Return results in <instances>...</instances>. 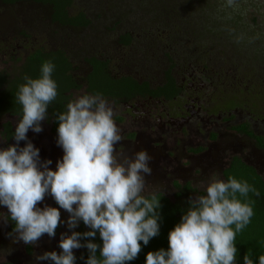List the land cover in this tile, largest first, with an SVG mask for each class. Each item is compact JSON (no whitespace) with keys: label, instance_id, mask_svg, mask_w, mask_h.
<instances>
[{"label":"rangeland","instance_id":"374dc122","mask_svg":"<svg viewBox=\"0 0 264 264\" xmlns=\"http://www.w3.org/2000/svg\"><path fill=\"white\" fill-rule=\"evenodd\" d=\"M244 8L249 9L246 16L228 8L224 0H74L69 13L84 12L90 20L88 27H74L54 22L48 5L0 3V72L17 76L36 47L66 51L80 77L90 70L86 59L91 55L109 58L114 75H133L153 85L162 84L171 70L185 88L176 102L107 100L123 137L117 151L132 155L147 149L153 157L148 191H161L188 209L190 197L205 194L200 183L207 184L214 175L225 180L223 170L235 157L264 178V149L232 128L246 121L264 135V3L249 0ZM125 33L132 35L128 45L120 39ZM239 33L246 39L236 43ZM83 94L85 88L73 91L71 100ZM227 107L235 111L223 114ZM18 119L4 115L0 125L11 122L15 128ZM27 135L55 170L63 150L56 144L51 122H43L41 133ZM13 143L0 134V147ZM43 203L57 207L50 196ZM5 214L6 207L0 208V216ZM68 215L61 209L62 220ZM11 227L0 221V264H36L43 252H59L61 233L71 231L66 223L60 224L55 238L45 234L32 247L13 243L7 235ZM87 230L82 223L75 229ZM82 250H74L77 264L87 259Z\"/></svg>","mask_w":264,"mask_h":264},{"label":"clouds","instance_id":"9594fccd","mask_svg":"<svg viewBox=\"0 0 264 264\" xmlns=\"http://www.w3.org/2000/svg\"><path fill=\"white\" fill-rule=\"evenodd\" d=\"M224 3L242 16L248 14L244 5L249 0ZM245 39L244 33L235 35L236 43ZM54 71L55 64L45 61L38 78L26 76L18 87L15 100L22 116L12 135L15 143L0 147V208L7 209L0 221L13 225L7 233L13 243L32 247L45 234L55 238L58 226L66 223L71 231L61 233L60 251L43 252L36 264H77L74 250L81 248L88 251L85 264H130L160 234L164 194L149 192L147 183L153 157L147 149L132 155L118 152L123 137L113 106L100 93H86L55 116L56 144L63 156L53 170L52 160L41 159L27 134L41 133L49 119V106L58 96ZM199 186L205 194L189 198L187 211L168 233L167 249L149 251L145 264H236V235L254 215L249 193L259 192L247 181L215 175ZM48 196L57 207L43 203ZM61 209L69 214L66 221ZM81 223L87 231H75ZM97 235L100 243L94 242ZM244 264H264V255L254 262L246 254Z\"/></svg>","mask_w":264,"mask_h":264},{"label":"trees","instance_id":"16d2710c","mask_svg":"<svg viewBox=\"0 0 264 264\" xmlns=\"http://www.w3.org/2000/svg\"><path fill=\"white\" fill-rule=\"evenodd\" d=\"M21 1H33L51 5L53 9V21L62 25L86 26L90 23V20L84 12H79L75 15L69 13L74 0H0L1 3L6 5H15ZM130 40V36H124L122 39L126 44L129 43ZM49 60L55 64L53 79L58 85V96L56 101L49 106L48 120H52L53 131L57 132L56 129L58 125L55 120L56 114L66 111V105L71 101V90L79 89L82 86L77 83L73 75L74 64L67 52L63 49L46 51L42 48H38L28 57L24 66L21 67L19 75L14 79L9 78L7 73L0 72V118L5 114L16 115L19 118L22 116L21 106L15 100L18 87L25 83L26 76L33 79L38 78L40 76L41 65ZM88 62L92 65L93 71L87 78V93H100L105 98L113 99L116 102L130 100L136 97L164 98L173 101L185 90L184 87L178 83L177 78L172 74L171 70L167 71L166 84L152 88L148 81H143L141 83L133 77L118 79L112 76L109 72V63L101 61L96 57L88 59ZM231 107H227V110ZM239 128L253 138H256L260 147L264 148L263 137L257 136L249 129L248 125H242ZM13 133L14 130L12 125L6 123L4 126V134L6 137L11 139ZM224 177L226 180L229 177H234L237 180L247 181L259 192L258 196L249 193L248 200L251 203L254 215L251 218V223H249L243 231L237 233L235 240L238 248L236 264H244V256L246 254L254 262H258V257L264 255V178L253 166L246 164L238 157L224 170ZM162 205L160 234L153 238L147 246H143L137 259L130 262V264H145V256L149 251H155L161 248L167 249L169 231L180 221L182 213L187 211V209L172 203L165 195L162 196ZM94 242H101L99 235L95 237ZM82 249L83 255L87 257V249ZM97 255L99 256V253H97Z\"/></svg>","mask_w":264,"mask_h":264},{"label":"flooded vegetation","instance_id":"af4514ba","mask_svg":"<svg viewBox=\"0 0 264 264\" xmlns=\"http://www.w3.org/2000/svg\"><path fill=\"white\" fill-rule=\"evenodd\" d=\"M21 2H27V1H21ZM0 3H1V2H0ZM18 3H20V2H18ZM1 4H3V3H1ZM39 4H42V3H39ZM4 5H6V4H4ZM44 5H47V4H44ZM48 6H50V7L52 8L51 5H48ZM70 8H71V7H70ZM77 14H78V13H77ZM52 16H53V9H52ZM86 16H87V15H86ZM87 18H88V17H87ZM52 20H53V19H52ZM89 24H90V23H89ZM89 24L86 25V26H74V27H88ZM64 26H69V25H64ZM70 26H71V25H70ZM124 36H130L131 40H130L129 43H127V45L130 44V43L132 42V35H131L130 33H125V34H123V35L121 36L120 39H123ZM123 43H124V42H123ZM125 44H126V43H125ZM38 48H42V47H36V48L32 49L31 52L25 57L22 66H24V64L26 63L28 57H29L33 52H35ZM42 49H44V50H46V51H56V50H58V49H49V50H47V49H45V48H42ZM69 57H70V56H69ZM94 57L98 58V59L101 60V61L108 62V63H109V64H108V65H109V72L111 73L112 76H114V77H116V78H118V79H120V78H125V77H133V78L139 80L141 83H142L143 81H148V82H150L149 80H146V79H139V78H137V77H135V76H133V75H129V74L114 75V74L112 73V70H111V63H110V59H109V58H106V57H103V56H99V55H91V56L87 57V59H86V62L88 63V65H89V67H90V70L87 72V74H86L85 76H83V77L78 76V75H77V70H78V69H76V68H75V65H73V66H74L73 75L75 76V79L77 80V83L81 84L82 86H81V88H79V89H72L71 92H70L71 95H72L73 91L81 90V89H83V88H85L86 93H87V87H88L87 78H88V76L90 75V73L93 71V67H92V65L89 64L88 59H91V58H94ZM70 59H71V61L73 62V60H72L71 57H70ZM73 64H74V63H73ZM22 66H21V67H22ZM166 74H167V73H166ZM18 75H19V74H18ZM8 76H9V75H8ZM15 77H16V76H15ZM15 77H10V76H9V78H11V79H14ZM164 84H166V76H165V81H164L162 84L153 85V84L150 82V85H151L152 88H156V87H158V86H163ZM184 89H185V88H184ZM184 92H185V90L183 91V93H184ZM183 93H182L179 97L175 98L173 101L166 100V99H164V98H152V97H145V98H147V99H158V100H164L165 102H176L178 99L182 98ZM88 94H89V93H88ZM138 98H144V97H136V98H132V99H130V100H123V101H121V102H116L115 100H113V99H109V98H107V99L112 100V101H114V102H116V103H123V102L128 103V102H131V101H133V100H135V99H138ZM234 104H235V101H234ZM230 109H231V108H230ZM187 110L190 111L191 114H193V112H192L189 108H187ZM234 111H235L234 109L227 110V111L225 110V112H224L223 114H228V115H229V114H232ZM5 115H10V114H5ZM10 116H14V117L19 118V117L16 116V115H10ZM0 119H1V118H0ZM49 121H50V120H49ZM50 122H51V124H52V132H53V133H57V132H54V131H53V122H52V120H51ZM6 123H10V124L12 125L13 130L15 129L14 126H13V124H12L11 122H4L2 125H0V134H1V135H2V136H3L8 142H11V141H13V139H12V138H11V139H8V138L6 137V135L4 134V126H5ZM242 125H248L249 129L252 130L251 127H250V125H249V123L246 122V121L241 122V123H238V124H236V125H233L232 128H234L236 132L243 133V134L249 136L250 138L254 139V141H255V143L257 144V146L260 147V145H259V143H258V140H257L256 138H253L252 136H250L249 134L243 132V131L239 128V127H241ZM252 131H253V130H252ZM253 132H254L257 136H261V137L264 138V135H262V134H258V133H256L255 131H253ZM260 148H261V149H264L263 147H260ZM235 158H237V157H235ZM235 158H233V160H234ZM238 158H240L243 162H245L241 157H238ZM233 160H232V162H233ZM232 162H231V163H232ZM245 163H246V162H245ZM246 164H248V163H246ZM230 165H231V164H230ZM230 165H229V166H230ZM248 165H251V164H248ZM229 166H228V167H229ZM251 166H252V165H251ZM228 167H226V168H228ZM253 167H254V166H253ZM226 168H225V169H226ZM254 168H255V167H254ZM225 169H224V170H225ZM255 169H256V168H255ZM224 170H223V176H224ZM256 170H257V169H256ZM258 173H259V172H258ZM259 174H260V173H259ZM224 178H225V177H224ZM225 180H226V179H225Z\"/></svg>","mask_w":264,"mask_h":264}]
</instances>
